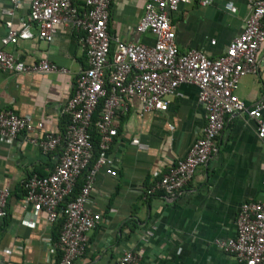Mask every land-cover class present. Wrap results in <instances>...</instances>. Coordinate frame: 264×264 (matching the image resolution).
Segmentation results:
<instances>
[{
	"label": "crops",
	"instance_id": "0c3cea01",
	"mask_svg": "<svg viewBox=\"0 0 264 264\" xmlns=\"http://www.w3.org/2000/svg\"><path fill=\"white\" fill-rule=\"evenodd\" d=\"M256 1L180 4L171 14L178 49L194 48L218 57L243 31ZM145 2L110 0L108 31L113 50L114 37L153 45L151 33L135 30ZM8 8H12L11 0H0V37L7 32V21L20 27L27 19L30 0H18L11 16L3 13ZM32 31L34 37L5 46L0 43V49L26 63L47 59L66 72L0 71V110L29 114L43 124L32 134L38 143L28 141L23 132L12 143L0 139V187L10 190L7 215L0 218V264L54 262L46 212L39 209L34 214L33 204L23 207L25 182L32 174H49L59 160L62 146L44 151L40 141L42 135L65 130L69 119L66 103L78 73L88 66L86 48L79 40L81 32L62 25L54 40L45 42L36 36L35 27ZM258 57L262 63L258 73L242 77L236 91L247 105L257 102L264 91V42ZM167 99L165 111L144 115L136 97L126 99L128 109L118 115L117 134L107 151L112 162L98 169L91 192L90 204L102 213V220L87 233L84 252L75 264H112L125 248L139 253L141 264H243L219 242L235 236L242 204L264 196V140L257 136L256 121L245 113L226 116L209 159L196 167L184 190L147 199L146 186L185 156L206 121L194 84H181ZM134 137L140 145L132 144ZM107 168L116 174H108ZM130 218H136L139 227L127 238L125 223ZM148 229H153V235L145 240Z\"/></svg>",
	"mask_w": 264,
	"mask_h": 264
},
{
	"label": "built area",
	"instance_id": "2783aa9c",
	"mask_svg": "<svg viewBox=\"0 0 264 264\" xmlns=\"http://www.w3.org/2000/svg\"><path fill=\"white\" fill-rule=\"evenodd\" d=\"M213 0H146L144 12L135 30L154 36L153 45L139 41L115 39V49L109 58L112 37L108 31L110 0H30L27 19L20 27L6 22L7 32L0 37L1 45L16 44L19 40L36 36L45 42L54 40L59 26H68L81 32L80 42L85 46L88 66L75 80L73 92L66 103L68 123L62 133L42 135L40 145L44 151L62 146V153L52 171L43 176L30 175L25 182L23 207L36 206L34 214L43 209L47 222L52 226L58 217V209L87 167L92 158V142L89 127L98 105L103 108L95 127L99 134L101 154L86 176L77 197L60 208L65 219L59 235L58 249L61 256L56 260V246L49 249L54 254L53 264H75L85 248L87 233L102 220V213L93 210L90 200L94 177L101 166L110 165L108 149L117 134V117L127 111L126 99L134 96L140 102V114L165 111L167 96L175 94L183 83L194 84L198 100L205 111V124L185 156L178 159L170 171L162 174L148 189L152 194L158 190L166 194L181 193L192 179L197 166L209 159L220 135L226 116L245 113L256 121L257 136L264 140V91L254 104L247 105L236 91L242 77L257 74L262 63L258 53L264 42V0L256 1L245 21L243 31L228 44L225 52L215 58L198 49L180 51L176 44L171 14L180 4L196 2L209 5ZM12 8L3 13L11 16L18 0H11ZM2 72H59L66 69L41 59L26 63L13 54L0 49ZM43 128L29 114H18L10 109L0 110V139L12 143L20 133L27 140L38 143L33 136ZM132 144L140 145L134 137ZM115 175L116 171L107 168ZM264 191V175L262 179ZM10 190L0 187V218L7 215V198ZM153 235V229L145 233V240ZM223 250L243 264H264V196L261 200L243 203L236 221V234L227 241L219 242ZM139 253L123 249L112 264H141Z\"/></svg>",
	"mask_w": 264,
	"mask_h": 264
},
{
	"label": "trees",
	"instance_id": "16d2710c",
	"mask_svg": "<svg viewBox=\"0 0 264 264\" xmlns=\"http://www.w3.org/2000/svg\"><path fill=\"white\" fill-rule=\"evenodd\" d=\"M81 4L82 3H78V5H81ZM113 52H114L113 47L110 45V52H109L110 60H111V57L113 55ZM102 108H103V102H101L98 105L97 109L95 110L92 123L89 127V133L91 136L90 139L92 142V158H91L89 164L87 165V167L82 171L81 175L78 177V179H77V181H76V183L72 189V192L65 198L64 202L61 204V207H64L68 202L74 200L77 197V195L79 194L83 184L85 183L87 174L92 169L93 165L95 164V162L97 161L98 157L101 154V149L99 146L100 137H99V134H98L96 127H95V120L97 119V117L101 113ZM67 123H68V121H67ZM38 175H41V174H38ZM41 176H43V175H41ZM152 184L149 186H146L147 188L144 190V195L147 199L154 197V196L156 197L157 195H161L163 193V191H157V192H154L152 194H149L148 189L151 188ZM61 207H59V209H58L59 214H58L57 220L54 222V224L51 226V229H50V241H51L52 245L56 246V251H57L56 252V258H55L56 260H58L61 256V251L58 249L57 245H58V241H59V235H60V232H61V229H62V226L64 223V219H65L63 212L60 211ZM125 226L128 229V233L126 235V237L128 238L138 229V227H139L138 226V220L136 218H130L125 223Z\"/></svg>",
	"mask_w": 264,
	"mask_h": 264
}]
</instances>
